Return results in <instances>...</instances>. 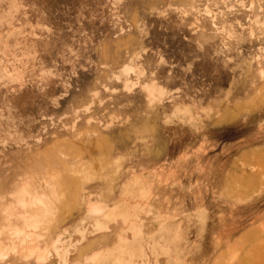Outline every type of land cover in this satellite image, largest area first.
Instances as JSON below:
<instances>
[{
  "label": "rangeland",
  "instance_id": "1",
  "mask_svg": "<svg viewBox=\"0 0 264 264\" xmlns=\"http://www.w3.org/2000/svg\"><path fill=\"white\" fill-rule=\"evenodd\" d=\"M262 35L264 0H0V264H264Z\"/></svg>",
  "mask_w": 264,
  "mask_h": 264
},
{
  "label": "snow or ice",
  "instance_id": "2",
  "mask_svg": "<svg viewBox=\"0 0 264 264\" xmlns=\"http://www.w3.org/2000/svg\"><path fill=\"white\" fill-rule=\"evenodd\" d=\"M260 42L262 45H264V35L260 37ZM261 75H264V73H261ZM75 211V207H70L67 210V214L71 215ZM9 264H16V262L9 260ZM36 264H81V261L76 259L74 256L71 260H69L66 256H61L59 253H57L55 256L45 253L36 261ZM161 264H163V261H161ZM195 264H199V262L197 261Z\"/></svg>",
  "mask_w": 264,
  "mask_h": 264
},
{
  "label": "bare ground",
  "instance_id": "3",
  "mask_svg": "<svg viewBox=\"0 0 264 264\" xmlns=\"http://www.w3.org/2000/svg\"><path fill=\"white\" fill-rule=\"evenodd\" d=\"M101 210L102 209L100 207H94L93 212L98 213L101 212Z\"/></svg>",
  "mask_w": 264,
  "mask_h": 264
}]
</instances>
